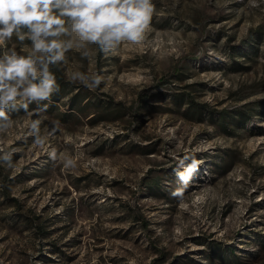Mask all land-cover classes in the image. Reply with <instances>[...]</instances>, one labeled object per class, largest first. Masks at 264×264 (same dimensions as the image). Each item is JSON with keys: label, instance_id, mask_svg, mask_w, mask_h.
<instances>
[{"label": "rangeland", "instance_id": "obj_1", "mask_svg": "<svg viewBox=\"0 0 264 264\" xmlns=\"http://www.w3.org/2000/svg\"><path fill=\"white\" fill-rule=\"evenodd\" d=\"M153 2L142 44L69 51L52 69L43 148L36 117L9 112L0 264H264V0ZM75 70L106 82L90 91L68 81Z\"/></svg>", "mask_w": 264, "mask_h": 264}, {"label": "clouds", "instance_id": "obj_2", "mask_svg": "<svg viewBox=\"0 0 264 264\" xmlns=\"http://www.w3.org/2000/svg\"><path fill=\"white\" fill-rule=\"evenodd\" d=\"M154 12L153 0H0V133L14 126L9 112L23 110L36 117L29 123L30 135L43 148L48 143L40 127L48 107L44 102L59 91L52 69L67 63L69 51L91 59L97 51L115 53L123 42L142 44ZM13 37L20 51L16 44L9 46ZM67 79L90 91L106 82L99 73L80 70ZM31 104L36 107L30 110ZM48 156L66 169L76 166L72 157L58 154L55 148ZM0 163L14 166L12 153L2 147ZM200 163L194 156L181 161L185 170L177 172L181 187L171 193L173 197L183 199Z\"/></svg>", "mask_w": 264, "mask_h": 264}, {"label": "trees", "instance_id": "obj_3", "mask_svg": "<svg viewBox=\"0 0 264 264\" xmlns=\"http://www.w3.org/2000/svg\"><path fill=\"white\" fill-rule=\"evenodd\" d=\"M206 106V105H205Z\"/></svg>", "mask_w": 264, "mask_h": 264}]
</instances>
